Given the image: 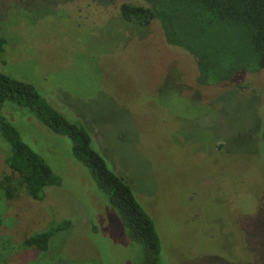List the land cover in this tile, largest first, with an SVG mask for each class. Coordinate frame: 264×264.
I'll return each instance as SVG.
<instances>
[{"label":"rangeland","instance_id":"1","mask_svg":"<svg viewBox=\"0 0 264 264\" xmlns=\"http://www.w3.org/2000/svg\"><path fill=\"white\" fill-rule=\"evenodd\" d=\"M123 4L140 0H0L2 71L93 137L155 221L162 264H264V70L200 86L196 60L168 45L158 22H126ZM4 108L61 185L32 199L0 134V180L16 189L14 199L0 189V264H140L141 246L70 140ZM65 221L47 252L24 246Z\"/></svg>","mask_w":264,"mask_h":264},{"label":"trees","instance_id":"2","mask_svg":"<svg viewBox=\"0 0 264 264\" xmlns=\"http://www.w3.org/2000/svg\"><path fill=\"white\" fill-rule=\"evenodd\" d=\"M120 12L126 22L141 29L158 22L167 44L196 60L200 86H216L238 73L264 70V0H140V4H123ZM4 46L0 40V56ZM8 104L27 110L51 132L70 140L74 160L85 167L100 194L118 213L129 239L141 246L140 264H162V241L155 221L124 178L109 169L95 150L93 137L61 115L34 84L11 78L0 67V134L10 147L5 162L21 176L30 197L44 200L45 190L60 186L61 178L4 115ZM12 182L8 175L0 180L8 199L16 196ZM70 227L69 221L55 225L27 237L24 246L47 252L51 239Z\"/></svg>","mask_w":264,"mask_h":264}]
</instances>
